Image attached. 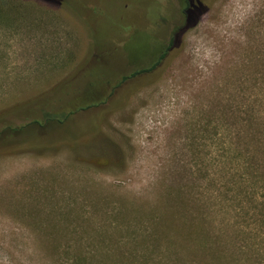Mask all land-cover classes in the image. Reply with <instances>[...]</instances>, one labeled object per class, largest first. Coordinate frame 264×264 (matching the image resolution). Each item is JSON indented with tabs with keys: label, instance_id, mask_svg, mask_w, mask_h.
<instances>
[{
	"label": "rangeland",
	"instance_id": "374dc122",
	"mask_svg": "<svg viewBox=\"0 0 264 264\" xmlns=\"http://www.w3.org/2000/svg\"><path fill=\"white\" fill-rule=\"evenodd\" d=\"M179 1L0 0V264H204L208 237L264 264V172L222 132L264 112V0H196L118 85Z\"/></svg>",
	"mask_w": 264,
	"mask_h": 264
},
{
	"label": "trees",
	"instance_id": "16d2710c",
	"mask_svg": "<svg viewBox=\"0 0 264 264\" xmlns=\"http://www.w3.org/2000/svg\"><path fill=\"white\" fill-rule=\"evenodd\" d=\"M49 1V0H47ZM180 7H181V14H182V21L184 24L177 29L175 34L172 36L171 41L169 43L168 48H166L164 51H161V55L159 58L157 56L153 57V65L144 68L140 71L134 72L132 75L128 77H124L122 81L118 85L125 84L127 81L137 78L141 75H147L151 74L154 71L160 67L161 62L168 57V52L179 47L182 37L191 29L196 27L201 17L206 13L207 9L202 6V4H199L196 2V0H180ZM261 104H264V99L260 100ZM81 106V105H80ZM79 107V106H77ZM90 107V106H89ZM88 108L80 107L76 109L74 112H69L67 114H64L63 116L60 115L61 113H46L42 114V111L40 110L39 117H43L46 120V123H53L54 124H62L70 117L78 112L85 111ZM62 116L60 119L57 117ZM243 117L246 118V123L244 126H242L240 129L235 130L234 132L231 130L230 124H227L225 126L226 130H222V132H225V144H224V152L225 156L227 158H230L232 156H235L236 154L241 155L246 161L250 163V166H256V173H259V170H262L264 172V112H258L254 114L253 112H246V114H243ZM37 119V120H36ZM230 120V118H229ZM33 124H40L38 121V117L34 118ZM258 156H262V159H259ZM245 162V163H248ZM245 163H243V166L245 167ZM238 167L241 168V166L238 165ZM264 197V195L262 196ZM260 200V198H259ZM252 204V203H251ZM249 204V205H251ZM264 209V204L262 206ZM249 208H244L243 212H248ZM259 217L263 219L262 214L260 213ZM264 221V219H263ZM204 231V230H203ZM203 232H197L195 242L197 240H200L202 238ZM209 235V232H208ZM198 242L204 243L203 240H200ZM227 247L223 246V244L220 243L218 238L214 237H208V240L204 244L196 243L195 248L189 249V252L192 253L199 251L201 253L193 254L194 258L197 260L196 256L199 254H202L204 252L206 253H212V258L210 260H206L204 264H239V260L237 259L236 255L231 251L226 250ZM200 256V255H199ZM198 264H201L199 261H197ZM195 261H193V264Z\"/></svg>",
	"mask_w": 264,
	"mask_h": 264
}]
</instances>
